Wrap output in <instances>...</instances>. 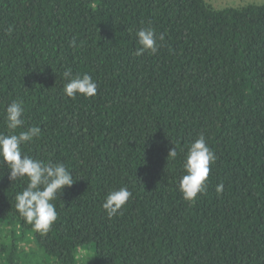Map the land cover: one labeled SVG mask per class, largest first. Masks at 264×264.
<instances>
[{
	"label": "trees",
	"instance_id": "1",
	"mask_svg": "<svg viewBox=\"0 0 264 264\" xmlns=\"http://www.w3.org/2000/svg\"><path fill=\"white\" fill-rule=\"evenodd\" d=\"M142 27L164 34L156 54L135 55ZM66 69L96 94L67 97ZM14 99L16 133L41 129L22 153L75 181L37 232L15 208L26 179L0 164V264H264V4L0 0V133ZM200 134L216 160L190 204L179 180ZM121 186L132 195L109 218L102 204Z\"/></svg>",
	"mask_w": 264,
	"mask_h": 264
},
{
	"label": "clouds",
	"instance_id": "2",
	"mask_svg": "<svg viewBox=\"0 0 264 264\" xmlns=\"http://www.w3.org/2000/svg\"><path fill=\"white\" fill-rule=\"evenodd\" d=\"M137 43L140 47L135 55L141 56L145 52L156 54L158 41H163V33L157 34L151 27H142L136 32ZM66 83L63 92L67 97L75 99L77 95L85 98L96 94L98 85L87 73L73 75L71 69L63 73ZM23 102L12 100L6 107V126L8 134L0 133V164H6L9 180L26 179V187L17 193L15 208L27 224L37 232L47 233L57 220V212L52 201L64 188L71 187L74 179L70 171L61 163L44 162L22 153L21 146L39 138V126L28 127L27 130L16 133V129L24 126ZM178 153L175 147L168 152V158L175 160ZM216 156L206 143L205 136L200 134L188 146L182 163L184 175L179 180V191L183 199L194 204L198 194L206 191V181L210 173V164ZM223 184L216 187L217 194L223 192ZM132 193L126 186H121L107 193L102 204L107 216L112 218L128 202Z\"/></svg>",
	"mask_w": 264,
	"mask_h": 264
},
{
	"label": "rangeland",
	"instance_id": "3",
	"mask_svg": "<svg viewBox=\"0 0 264 264\" xmlns=\"http://www.w3.org/2000/svg\"><path fill=\"white\" fill-rule=\"evenodd\" d=\"M206 1L210 3L212 6H214L215 8H223V7H228V6L240 7V6L249 4V3L264 4V0H206ZM7 232L8 230L5 231V233ZM20 247L25 250L26 249L34 250L36 246L33 244V242H30V240L27 239V241L20 242ZM85 250L87 251L88 249H84V248L81 249L79 253L80 260H83L84 258L90 255L91 251H87V253L83 254Z\"/></svg>",
	"mask_w": 264,
	"mask_h": 264
}]
</instances>
